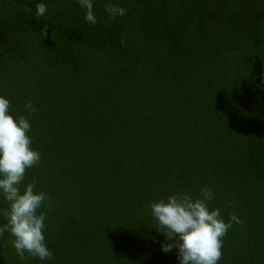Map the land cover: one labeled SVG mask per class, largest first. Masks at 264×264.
<instances>
[{
	"label": "trees",
	"instance_id": "obj_1",
	"mask_svg": "<svg viewBox=\"0 0 264 264\" xmlns=\"http://www.w3.org/2000/svg\"><path fill=\"white\" fill-rule=\"evenodd\" d=\"M93 11L94 25L78 0H0V95L31 125L40 162L21 189L36 180L47 194L38 214L53 253L22 260L5 232L0 264H180L150 204L202 188L210 210L240 221L218 264H264V0H93Z\"/></svg>",
	"mask_w": 264,
	"mask_h": 264
},
{
	"label": "clouds",
	"instance_id": "obj_2",
	"mask_svg": "<svg viewBox=\"0 0 264 264\" xmlns=\"http://www.w3.org/2000/svg\"><path fill=\"white\" fill-rule=\"evenodd\" d=\"M78 2L86 9L85 20L96 24L93 0ZM46 11L44 3L36 4L37 18L44 17ZM105 11L111 18L126 13L125 8L111 3L105 4ZM46 27L41 30L42 34L46 35ZM9 108V99L0 95V193L9 205L0 213L6 220L0 226V237L5 232L14 237L13 246L22 260L27 261L29 256L41 261L51 260L53 253L46 246L43 231L45 215L38 214L48 196L43 191H35L36 180L21 189L26 170L39 165L40 153L32 148V138L28 135L31 129L29 120L23 115L15 117ZM25 108L33 113L36 111L30 103ZM213 198L208 188H202L199 197L184 192L151 202V212L156 220L154 226L170 241L162 244V251L170 252L176 247L180 264H218L222 257V238L232 222H240L233 214L226 223L219 209L210 210L208 202Z\"/></svg>",
	"mask_w": 264,
	"mask_h": 264
}]
</instances>
